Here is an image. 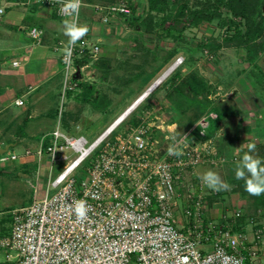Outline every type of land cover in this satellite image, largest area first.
<instances>
[{"label": "rangeland", "instance_id": "obj_1", "mask_svg": "<svg viewBox=\"0 0 264 264\" xmlns=\"http://www.w3.org/2000/svg\"><path fill=\"white\" fill-rule=\"evenodd\" d=\"M16 1L18 4L7 7L4 0H0L3 6L0 13V68L4 66L0 85L19 78L13 72L17 68L11 66V46L28 41V27L44 22L36 20L31 13L42 9L45 4L37 0ZM82 1L78 14L79 31L83 29L81 32L98 42L99 52L96 56L76 58L68 75L60 64L56 76L32 96H26L29 101L40 91H47L34 103L41 112L40 116L29 119L26 125H19L27 131L29 123L38 124L31 134L32 140H29L30 132L18 140L17 133L12 136L0 131V139L6 138L0 154L14 151L18 155L14 161H0V240L9 234L12 210L29 204L46 191L51 192L47 186L48 178L53 177L63 164V161L56 160L51 168L45 152L40 157L37 154L26 157L24 150L28 147L35 150L40 144V135L51 132L57 120L63 132L83 133L93 139L126 110L129 111L123 120L105 139L125 135L131 127L143 121L153 125L150 133L157 138L161 150L172 148L182 136L190 144L203 146L202 152L215 160L199 163L194 174L187 172L185 182L188 185L180 191H195L200 172L205 200L203 219L226 221L225 227L232 230L243 228L251 239L253 230L258 228L256 226L264 225V206L252 202L253 186H244L239 180L264 170V120L258 117L264 116V102L256 93L261 91L264 95V27L247 45L235 41L227 43L224 39L233 31L230 26L235 24L229 20L238 21L244 29V18L232 14L225 3L218 0H167L165 4L159 1L153 8L148 5V0ZM253 1L256 4L250 7L254 9L255 21L263 23L264 0H249V4ZM119 2L127 3L133 9L128 13H109L105 8V5ZM96 5L102 7L98 9ZM199 10L212 17L194 22L193 12ZM59 18L67 21L66 17ZM69 33L70 27L61 32L62 39L54 46H60L56 50L59 55ZM261 40L263 45L259 51H252L253 59L246 58L248 47L252 49ZM206 42L219 46L211 48L205 45ZM173 53L183 56V62L173 69H179L180 75L173 76L172 70L130 109L134 100L170 66L176 56L169 60L168 54ZM188 75L196 77L199 86H183L179 82L184 76L189 82ZM253 76L256 81L251 78ZM65 78L71 87L63 93ZM10 107L11 114L20 106L12 104ZM201 118L207 120V125L196 124ZM17 121L0 113V122L9 124L5 129L10 133L16 129ZM181 146L176 144L174 148ZM256 161L260 163L258 166ZM39 163L42 172H37ZM77 172L86 173L84 166H80ZM178 210L177 220L185 222L179 206ZM204 248L209 250L210 245L205 244ZM257 248L256 261L264 264V242L258 243ZM8 252L14 253L15 250L6 244L0 245V260Z\"/></svg>", "mask_w": 264, "mask_h": 264}, {"label": "built area", "instance_id": "obj_2", "mask_svg": "<svg viewBox=\"0 0 264 264\" xmlns=\"http://www.w3.org/2000/svg\"><path fill=\"white\" fill-rule=\"evenodd\" d=\"M37 1L68 20L70 33L60 54L66 75L76 58L97 55L98 42L79 31L82 0ZM105 8L109 13L131 11L124 2ZM28 32L36 42L42 39L41 28L33 25ZM182 62L178 55L170 65L176 68ZM66 78L63 93L71 87ZM23 102L15 98L16 104ZM202 119L196 124L207 125ZM115 121L93 139L67 134L57 126L49 137L42 136L35 150H24L38 157L45 152L50 165L56 160L63 164L48 178L51 192L12 210L9 234L0 245L15 252H8L0 264H260L257 245L264 242V226L253 230L249 239L245 231L225 227V222L204 220L199 176L198 190L180 191L188 185L187 172L194 174L196 165L215 160L202 152L203 146L182 136L176 143L180 148L174 143L161 150L150 133L153 125L143 121L125 135L105 139ZM17 156L14 151L1 153L0 161ZM80 166L86 173L77 172ZM176 205L185 222L177 220ZM205 244L209 250L202 249Z\"/></svg>", "mask_w": 264, "mask_h": 264}, {"label": "crops", "instance_id": "obj_3", "mask_svg": "<svg viewBox=\"0 0 264 264\" xmlns=\"http://www.w3.org/2000/svg\"><path fill=\"white\" fill-rule=\"evenodd\" d=\"M18 2L19 1H16V0H4V3L7 7L11 4H18ZM22 3L24 4L25 1H23ZM34 6L36 7V5ZM55 12L56 11L54 10V8L49 7L47 5H43L42 9L38 8L37 10H35V12L31 13L35 15L36 20L41 19V21L42 20L44 21V22H40L41 23L40 25H35L43 30V36L39 42H36L29 35L28 41H19L18 44L11 46V50L13 52L11 66L13 68H17L13 72L19 78L16 81L14 80L13 82L4 81L3 85H0V113L6 114L7 118H10V119L15 118L18 121L16 122L17 124L16 129L12 133L6 131L5 129L6 127H8L9 124H3L2 122H0L4 126V128L2 129V126L0 125V131L1 133H4V134L7 133L12 136L15 133H17L16 136L18 140H20V138L26 137L29 134V132H30L29 140H32L31 136L33 135L31 134L33 133L35 128H37L38 124L33 125V122L29 123L26 129L27 131H24L23 129H21L19 125H26L29 119L37 118L40 116L41 112L37 110L38 106L34 103L41 100L47 91L46 90L40 91L39 94H36L33 97V99L29 101H27L26 96L27 95L32 96L34 92L36 90H39L45 82H47L51 77L56 76L57 73L60 72V64H61L60 57H59L60 55L58 54V51H56L57 49H55L54 46L55 44H57L58 41H60V39H62L61 32H66L67 28L69 29V24H68V20L66 21L64 19L62 21L59 18L61 16H59L57 13L55 14ZM52 21L54 24L52 23L53 25L49 26L50 22ZM33 25L34 24L30 25L29 27ZM14 60H17L18 64L16 65L13 64L12 61ZM1 68H4V66L3 67L1 66ZM1 68H0V74H1V71H3V69ZM16 97H21L24 100V102L22 104H16L15 103ZM12 104H15L20 107L17 108V110L14 111V113L10 114V112L12 111V107L10 106ZM48 111L46 112V114L50 115ZM59 115H60V112H59ZM5 122L7 123V121ZM57 126L58 127L60 126L58 120H57L56 127ZM48 133L50 132L49 131L44 132L43 134L40 135L39 139L41 140L42 136L44 135L46 136ZM3 139H6V138L4 137L0 139V147L1 145H3V142H4ZM14 141L15 140L13 138L12 142ZM23 155L26 157L34 156L32 153L28 155H25V154ZM30 159L28 161H30ZM40 167L41 165L39 163V165L36 166L37 172L41 171ZM51 168H52V165H51ZM51 168H50L49 174H51ZM199 173L198 175L201 177ZM263 226L259 225V228ZM246 234L248 236L247 231H246Z\"/></svg>", "mask_w": 264, "mask_h": 264}, {"label": "trees", "instance_id": "obj_4", "mask_svg": "<svg viewBox=\"0 0 264 264\" xmlns=\"http://www.w3.org/2000/svg\"><path fill=\"white\" fill-rule=\"evenodd\" d=\"M159 1L160 2L162 1L165 4L167 0H148V5L150 7H152V8L156 7V5H157V3ZM218 1L225 3L227 9L232 14L237 15L240 18L241 17L244 18V21H243L244 29H242L240 27V25H239L240 23L238 21L234 22L233 19L229 20L230 23H235V24L230 26V27H233V31L230 34H228L225 37V39H224L227 43L230 42V41H235V43H238V44L239 43H244L245 45H247L254 38V35L257 34V32L260 33V31L263 29L264 22L258 24L255 21V17L253 16L254 9L250 7V6L253 7V4H256L255 1H253L252 4H249V0H218ZM131 8L132 7L130 6V9ZM204 13L205 12H203L201 10L193 12L192 20L194 22H197L198 20L203 19L204 17H207V18H211L212 17L211 15H207V14H204ZM205 45L211 46V48H215V47L219 46V44H213L212 42H206ZM262 45H263V40L256 42V44L253 46L252 49H250L248 47V54H247L246 58L253 59L252 51L255 50L256 52H258ZM84 56H87V55H84ZM168 56H169L168 58L170 60L171 57L174 58L176 56V53L175 54L173 53V55L172 54L171 55L168 54ZM173 71H174L172 73L173 76L177 77V76L180 75L179 69L173 70ZM186 77L187 76L182 77L180 79V81H179V82H181L183 84V86H185V85H189L190 87L199 86V80H197L196 77L189 76V78H190L189 82L186 80L187 79ZM251 78H253L255 81L257 80L254 76L251 77ZM186 81L188 83L185 84ZM256 93H258V95L260 96L261 100L264 102V97H263L264 95L262 94V92L261 91L260 92L256 91ZM258 117H260V119L264 120V116L258 115ZM262 150H264V148H262ZM258 163L259 162L256 161L255 165L258 166ZM254 170H257V169H254ZM239 181L243 182L244 186H246L247 184L248 185H252L253 186L252 187L253 188V193H252L253 194V197H252L253 199H252V202L255 203L256 205H263L264 206V183H263L264 182V170L261 171V172H256L255 171L248 178H245V179L239 180ZM197 189H198V187L196 188V190ZM240 224H242V222ZM258 228H259V225H258ZM233 229L234 230H242L243 228L239 229L237 227V228H233ZM255 229H257V228H255Z\"/></svg>", "mask_w": 264, "mask_h": 264}, {"label": "bare ground", "instance_id": "obj_5", "mask_svg": "<svg viewBox=\"0 0 264 264\" xmlns=\"http://www.w3.org/2000/svg\"><path fill=\"white\" fill-rule=\"evenodd\" d=\"M174 68V65H170L158 78L157 80L152 84V86L150 88H148V90H146V92L142 93L140 96H142L141 98L138 97L137 100H134L133 104L129 107L130 109H132L140 100L143 99V97L150 91L151 88H153L157 83H159L163 78H165ZM175 69V68H174ZM153 91V90H152ZM129 110H126L123 114L119 115L116 118V121L114 122V124L118 123L127 113ZM114 121V120H113ZM111 126H114L113 124Z\"/></svg>", "mask_w": 264, "mask_h": 264}, {"label": "water", "instance_id": "obj_6", "mask_svg": "<svg viewBox=\"0 0 264 264\" xmlns=\"http://www.w3.org/2000/svg\"><path fill=\"white\" fill-rule=\"evenodd\" d=\"M156 80H157V78L152 83H154Z\"/></svg>", "mask_w": 264, "mask_h": 264}]
</instances>
